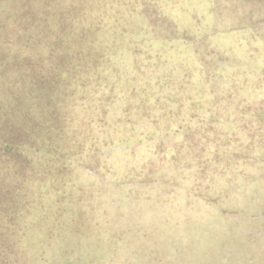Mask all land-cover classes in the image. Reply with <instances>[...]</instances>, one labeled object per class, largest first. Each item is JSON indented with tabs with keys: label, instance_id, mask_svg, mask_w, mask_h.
Here are the masks:
<instances>
[{
	"label": "trees",
	"instance_id": "trees-1",
	"mask_svg": "<svg viewBox=\"0 0 264 264\" xmlns=\"http://www.w3.org/2000/svg\"><path fill=\"white\" fill-rule=\"evenodd\" d=\"M209 4L185 0L169 8L163 0H0L5 49L0 60L11 69L16 54L18 62L38 67L24 87L35 96L31 107L37 110L38 133L20 136L5 125L0 129V171L17 163L16 171L27 174L36 194L26 213L0 207V235L6 239L1 252L20 253L0 255V264H199L227 247L211 238L245 236L264 247V36L253 43L264 34V2ZM174 6L183 9L182 18L165 26ZM151 10L167 13L157 17V28L149 19ZM206 10L248 17L222 28L224 18L202 15ZM205 17L211 29L206 36L201 35ZM246 30L255 35L241 38ZM164 52L184 57L187 66L214 65L212 77L194 72L203 95L190 125L170 122L153 100L157 87L151 83L166 82L164 75L171 76L177 66L163 61ZM246 63L257 71H244ZM225 81L239 88L241 102L229 106L251 112L241 120L235 115L229 125L222 107H215L221 104L214 95L223 93ZM206 92L212 94L206 97ZM212 107L219 114L208 119L204 109ZM218 151L230 152L231 170L209 158ZM253 165L257 177L249 174ZM189 173L194 178L183 183L181 176ZM241 176H251L250 185L239 182ZM256 178L260 187L252 190ZM158 197L171 226L154 224ZM232 213L237 221L230 219ZM191 234L205 246L186 262L191 246L181 239ZM169 235L174 240L163 249L159 242ZM243 259L238 264L257 261L249 252Z\"/></svg>",
	"mask_w": 264,
	"mask_h": 264
},
{
	"label": "rangeland",
	"instance_id": "rangeland-1",
	"mask_svg": "<svg viewBox=\"0 0 264 264\" xmlns=\"http://www.w3.org/2000/svg\"><path fill=\"white\" fill-rule=\"evenodd\" d=\"M163 1L166 2L167 4L166 6L169 8H171L172 3L174 2L180 3L181 5L185 3V0H163ZM204 1H206L207 5L210 6L209 2H213V1L217 2V5H218L219 3H222V2L231 3L232 0H213V1L204 0ZM262 1L264 2V0ZM175 8L176 7L174 6L173 11H175L176 14L175 12H170V14H168V16L171 17L172 19L170 20L168 19V22L165 26H171L174 22L179 21V19L182 18L181 15L183 13V9L175 10ZM193 9H194L193 14L196 16L195 19L200 18L198 14V9L196 7ZM260 10L263 14L264 9L261 8ZM149 15H150L149 19L152 20L151 21L152 24L154 25V27L157 28L156 24L160 20L157 17H166L167 13L155 12L154 10L153 11L151 10L149 11ZM202 15H205V16L220 15V17L224 18V20L221 21L222 24H220V27L222 28H225L226 25L230 24V22H232L236 17H240L241 19L248 17L247 14H243L242 16L230 14V10H228V12H226L225 14H219L216 10L215 11L206 10L202 13ZM259 17L260 16H258V18ZM204 19L205 21L203 25H205V28L201 29V35L206 36L207 33L211 31L210 28L206 27L210 19L208 17H205ZM261 20L263 19L260 18L259 20H257L256 26H260L259 24L261 23ZM200 22L202 23V20ZM252 31L246 30V32L242 34L240 37L243 38V36H245L244 38L248 40L249 37L255 35V34H252L253 33ZM255 31L256 32L260 31V27H258V29L255 28ZM3 36L0 33V39ZM262 36H264V34L262 35L257 34L255 39L253 40V43L256 42L258 38L260 40V37ZM4 50L5 49L3 45L0 44V52H3ZM14 55L15 56L13 57V60L11 62V65L13 64V66H11V69H9L10 65H6L4 61L0 60V129L3 130L2 126L5 125V129L10 128L9 130H11L12 132H16L20 136L26 135V133L28 132H32L35 135L36 133H38L37 128H36L37 127L36 122L38 121L37 110L31 107V102L34 101L33 98H35V96L26 94L24 87L28 83H31L32 79L35 78L33 74H35V72L38 70V67L34 69L35 68L34 65H31V64L29 65V63H25V62H18L20 61V59L15 58L16 54ZM172 55L173 54H171V52H164L163 54L160 55L161 57H164L163 61H165L166 64L168 65L177 64V66H176V69H171L173 71V72L171 71L172 72L171 76H169L167 73L166 75H164L166 76V78L164 79L166 80V82L162 81L163 83L160 84L154 81L153 83H151L157 87V91H156L157 96L154 95L155 99L153 100L157 101V104L159 106L157 107L158 112L168 115L169 116L168 120H170V122H175L179 120V121H182L186 125H190L189 119L193 118V116L197 118V115L194 114L196 110V105H198V103L200 102L199 101L201 98L200 96L203 95L202 93L198 92V88L196 87L199 85L200 82L196 80L195 76H193L194 72H198V74L201 73L202 75L200 74V76H204V75L211 76L214 70V65L211 63L205 62V66H204L205 68H200L197 64L187 66V65H184V61L186 60L184 57H182L181 60H177V59H174ZM185 56L190 57L191 53H187ZM197 56L198 57L202 56L201 49ZM176 61H179V62H176ZM247 64L248 63L244 65L241 64V66H245ZM31 67H33V69ZM249 70L257 71V68L255 67V65L244 67V71H249ZM229 73H230L229 75L230 77L231 71H229ZM254 75H256V72H254ZM223 86L224 87H222V89L224 90L221 91L223 93L214 95L215 97H217V100L221 104L215 107H219V108L222 107L221 113H224L222 117L226 119L227 125H229L230 119L234 117L235 115H238L239 120H241L243 115L245 116L248 114L250 115L251 112L248 109H244L242 107L238 109L234 108L238 103L241 102V101H238L240 97L239 88L233 87L227 81H225ZM211 94L212 93H209V92L205 93L206 97H208ZM220 94H221V98H223L222 100L219 99ZM213 102L215 103L216 101H213ZM229 105H233L234 107L232 108ZM215 107H212V109L211 108L204 109L207 112L206 113L207 115L205 116L206 118L211 119L212 115H214L215 113L219 114L217 113V110ZM42 111H45V113L48 115L51 114L52 112L47 109H42ZM133 111H134L133 113L137 115L138 109L134 108ZM147 111H145V113L149 114L153 110L151 109L149 112ZM248 118L250 119V117ZM158 121H159L158 125L162 126L164 122H162L160 117H158ZM243 124L248 125L249 123H243ZM164 127L165 126H162V128ZM215 128L223 129L224 127L215 125ZM160 138L161 137H158L156 141L158 144L161 143ZM158 150L160 151L161 148H158ZM229 154L230 152H226V151L219 152L218 151L217 153L214 154V156L210 155L209 158L211 159L213 157V158L222 160L223 161L222 163H224V169L228 171V170H231V166L228 164V161H230ZM142 156L144 155L141 154L139 159H142ZM197 157L201 158L200 155ZM158 164H164V162H158ZM11 165L12 166L10 168L8 167L9 169L6 168L5 166L4 169L0 171V207L2 208V206L5 205V206H9L10 208L20 209L23 213H26L29 206L35 204L34 197H36L35 196L36 194L32 193L33 190H31L30 186H28L27 184V181H26L27 174L25 173L23 174V173L16 171L17 163H11ZM249 172H251L249 173L250 175L257 177L259 170H257V167L253 165ZM38 175L41 176L42 173H39ZM178 176H176V178ZM188 176L189 177L185 179L183 176H181L183 179V183H186L187 181L191 183V179L192 177L194 178V175L189 173ZM250 177L251 176L244 178L243 176H241L239 182L244 181L245 184L250 185V182H249ZM256 180H257L258 186H254L253 184L249 186L252 190L258 189V187H260V184L258 183L259 182L258 178H256ZM234 181L235 183L238 182V180H234ZM37 183L41 184V182L39 181H37ZM156 183L161 184V182H156ZM248 185L246 186L248 187ZM148 187L149 185H145L143 189L147 190ZM234 187H235L234 185L229 184L230 190L233 189ZM242 188L244 190V188L246 187L243 186ZM147 194L151 195V191L147 192ZM37 196H39V194ZM40 198H43V197L40 196ZM36 209H37V206H36ZM157 209H158L159 214H156L157 219L155 220L154 224H159V225L161 224V226L170 225L171 223L168 222L166 219H164L162 215V211L164 210V208H163V200L161 197H158ZM190 212L192 213L191 209H190ZM234 216L237 217L235 213H232L230 216V219L232 221H237V218H235ZM47 222L48 224L52 223L49 218L47 219ZM172 236L169 235V237H165V236L162 237V242H159V244L163 249H166L167 245L171 243V240H174L173 239L174 237ZM200 239L201 238H199V240ZM181 241L183 243V246L185 245L188 246L189 243H190L189 247L191 246L187 254L189 256L184 259L185 261L188 260V258L193 259V258L198 257L199 255L198 248H200L201 246H205V243H202V244L199 243L196 240V235H193V234L183 237ZM209 241L210 242L214 241V244L218 246L223 245L224 247L225 246L230 247V249H226L227 248L226 247L224 249L225 251L222 252V254H220L217 257L214 255V257L208 256L206 258L200 259L201 263L199 264H215V263L216 264H238L239 262L243 263L245 260L244 259L241 260V258L245 257V253L247 252H249L250 255H253V256L255 255V260H257L256 264H264L263 245L260 244V247H259L258 243H255V244L251 243V241L247 240L245 236L236 238V239L233 238L229 240L228 239L219 240L217 238H213V239L211 238V240L209 239ZM7 246L10 247V245H7ZM2 248H6V239L4 235H0V255L2 257H6L5 254L7 252V255H14L15 257H17L20 254L17 250L10 251L8 253V249L7 251L1 252ZM167 250L165 251L167 252ZM214 251H216L215 248L212 249V252ZM191 259H189V261H186V262L192 261Z\"/></svg>",
	"mask_w": 264,
	"mask_h": 264
}]
</instances>
